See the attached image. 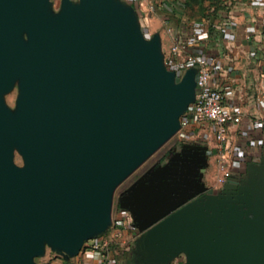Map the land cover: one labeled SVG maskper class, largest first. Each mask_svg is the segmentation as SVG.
Segmentation results:
<instances>
[{
  "label": "water",
  "instance_id": "95a60500",
  "mask_svg": "<svg viewBox=\"0 0 264 264\" xmlns=\"http://www.w3.org/2000/svg\"><path fill=\"white\" fill-rule=\"evenodd\" d=\"M164 58L120 0H63L58 13L0 0V264H37L48 248L70 259L107 234L117 188L196 100L197 69L177 81ZM17 83L14 112L4 97ZM188 155L120 200L141 233L137 264H264V161L241 195H201L206 156Z\"/></svg>",
  "mask_w": 264,
  "mask_h": 264
},
{
  "label": "crops",
  "instance_id": "0c3cea01",
  "mask_svg": "<svg viewBox=\"0 0 264 264\" xmlns=\"http://www.w3.org/2000/svg\"><path fill=\"white\" fill-rule=\"evenodd\" d=\"M120 1L134 9L146 39L151 40L156 34L160 35L166 67L176 74L177 81H181L191 68H188L182 76L179 75V70L183 68L184 55L172 53L171 49L176 41L185 43L188 52L204 56L216 66L217 70L212 76L211 86L219 88L225 95L226 106L240 111L243 118L240 124L229 126L228 142L234 150L231 177L221 186L216 184V160L210 156L207 144L200 138L201 128L196 126L187 128L189 136L184 138V144H189V151L186 153L196 152L206 156L201 174L208 178L210 186L208 191L205 190L201 195H217L229 185H235V188L230 190L237 196L241 195L243 181H250L255 168L264 161V0L257 2L226 0L222 9L213 12L215 10L213 7L210 14L205 17L185 14L180 17L181 15L176 14L172 9V5L178 0H157L158 3L164 2V7L157 6L155 12L148 10V5L153 0ZM170 16L181 18V29L167 30L172 33V37L166 32L150 34L146 29L152 18L156 17L161 18L163 23L168 25ZM166 37L170 39L167 40ZM166 40L170 47L167 51ZM206 128L207 126H203V129ZM120 212L131 217L127 211L120 210ZM111 228L104 236L112 233ZM140 236L141 233L136 234L131 229L122 230L116 242L110 246L106 262L103 261L100 252L83 248L79 255L70 259H65L56 252L50 254L47 249L45 256L37 258L36 263L137 264L143 257L142 255L137 258L136 254L137 240ZM127 253H132L134 258L124 256ZM186 261V256L182 254L172 260L171 264H184Z\"/></svg>",
  "mask_w": 264,
  "mask_h": 264
},
{
  "label": "built area",
  "instance_id": "2783aa9c",
  "mask_svg": "<svg viewBox=\"0 0 264 264\" xmlns=\"http://www.w3.org/2000/svg\"><path fill=\"white\" fill-rule=\"evenodd\" d=\"M53 1L60 2L61 0ZM253 1L257 2L258 0ZM159 5L164 7V2L158 3L157 0H153L148 5V10L155 12ZM184 6L185 0H178L172 5V9L177 13L180 9L179 7ZM171 50L174 55H184L183 68L179 70L180 76L188 68L197 69L196 100L181 117L180 133H182L184 138H187L189 136L187 128L196 126L202 129L199 135L203 142L207 144L210 156L216 160V184L221 186L232 175L231 163L234 157V150L228 142L229 126L231 124H240L243 121L241 112L227 107L224 93L219 88L211 86V79L217 68L206 57L188 52V46L183 42L176 41ZM203 126H207V128L203 129ZM111 229L112 233L109 236L106 235L86 242L84 249L90 248L94 252H100L103 261L106 262L109 254L108 250L116 242L122 230L131 229L136 234L139 233L133 225L132 217L122 212L119 213Z\"/></svg>",
  "mask_w": 264,
  "mask_h": 264
},
{
  "label": "rangeland",
  "instance_id": "374dc122",
  "mask_svg": "<svg viewBox=\"0 0 264 264\" xmlns=\"http://www.w3.org/2000/svg\"><path fill=\"white\" fill-rule=\"evenodd\" d=\"M53 2V11L58 13L60 12L61 8H62V1L60 2H54L53 0H51ZM226 1V0H225ZM240 1V0H239ZM243 1V0H242ZM248 1V0H245ZM180 9L178 10V12L176 14L181 15L180 17H182V14L190 16L192 15L191 12L189 11H185L186 8L183 7H179ZM178 17H171L170 16V22L168 25H165L163 23V20L159 17L156 18H152L151 23L149 25V27H147L146 29L148 30V32L151 34H155L157 32L160 33H164L166 32V34L170 37H172V33L167 32V30H179L181 29V18ZM172 18V20H171ZM169 37V39H170ZM167 38V37H166ZM167 38V40H169ZM166 40V42H167ZM169 47V42L166 43L165 46V50L167 51ZM20 96V86L17 83L15 88L8 93L5 97V103L6 106L11 110V111H17L18 109V98ZM184 137L182 136V133H180V131L174 135L169 141H167L161 148H159L148 160H146L136 171H134L116 190L115 194H114V201H113V222H115L119 216V212L121 210V198L124 196L125 193H127L128 189H130L141 177L147 175L148 173H150L151 171L160 169V168H164V167H168L170 165V163L172 162H181L180 160H182L185 157H190L188 154H192V153H186L189 151V144H184ZM189 141V140H188ZM190 142V141H189ZM194 153V152H193ZM187 154V155H186ZM14 162L16 165L23 167L25 162H24V158L21 155L20 151L16 148L14 151ZM205 176V175H204ZM202 177V181H200L201 184H203V186L205 187V190L208 191V186L209 185V180L208 178ZM48 251L50 252V254H54V252L48 248ZM38 260V259H37ZM36 260V261H37Z\"/></svg>",
  "mask_w": 264,
  "mask_h": 264
},
{
  "label": "trees",
  "instance_id": "16d2710c",
  "mask_svg": "<svg viewBox=\"0 0 264 264\" xmlns=\"http://www.w3.org/2000/svg\"><path fill=\"white\" fill-rule=\"evenodd\" d=\"M224 2L225 0H185V6L183 8H186L185 11L191 12L194 16L205 17L210 14V10L213 7L215 8L213 12L222 9ZM124 256L130 259L134 258L132 253H127Z\"/></svg>",
  "mask_w": 264,
  "mask_h": 264
},
{
  "label": "bare ground",
  "instance_id": "6f19581e",
  "mask_svg": "<svg viewBox=\"0 0 264 264\" xmlns=\"http://www.w3.org/2000/svg\"><path fill=\"white\" fill-rule=\"evenodd\" d=\"M10 92H11V91H10ZM10 92H9V93H10Z\"/></svg>",
  "mask_w": 264,
  "mask_h": 264
}]
</instances>
